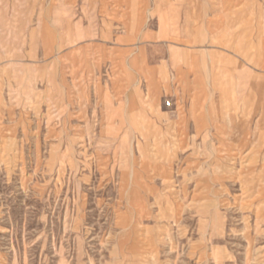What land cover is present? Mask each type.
I'll return each instance as SVG.
<instances>
[{
	"label": "rangeland",
	"instance_id": "374dc122",
	"mask_svg": "<svg viewBox=\"0 0 264 264\" xmlns=\"http://www.w3.org/2000/svg\"><path fill=\"white\" fill-rule=\"evenodd\" d=\"M0 264H264V0H0Z\"/></svg>",
	"mask_w": 264,
	"mask_h": 264
}]
</instances>
